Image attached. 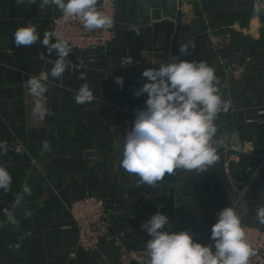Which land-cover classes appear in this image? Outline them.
<instances>
[{
    "label": "crops",
    "instance_id": "1",
    "mask_svg": "<svg viewBox=\"0 0 264 264\" xmlns=\"http://www.w3.org/2000/svg\"><path fill=\"white\" fill-rule=\"evenodd\" d=\"M176 2L174 17L163 11L153 19L150 0H118L117 38L108 47L104 70L80 81L66 71L62 79L50 76L57 57L41 41L60 11L55 6L42 11L39 0L31 5L0 0V142L8 146L7 154L0 151V165L12 176L10 191L0 190V264H144L151 237L141 224L153 216L151 200L159 207L166 204L170 186L165 179L154 188L137 185L139 178L120 167V160L136 110L146 107L148 94L135 95L148 82L142 73L171 57L205 60L232 107L215 121L220 143L214 167L205 173L176 171L175 209L166 214L169 223L162 230L188 231L195 242L214 245L211 228L218 213L232 206L237 188L245 190L249 204L242 223L264 230L256 219V209L264 206V123L257 120L264 119V15L251 21V0ZM29 21L37 25L40 40L17 47L14 32ZM225 33L232 35L230 50L238 60L231 73L217 61L212 45ZM182 44L189 45L186 55L180 54ZM124 56L133 62H123ZM44 74L54 85L46 93L53 115L41 121L31 115L33 98L24 83ZM114 75L124 77L121 88L111 81ZM85 83L96 99L78 105L75 91ZM44 141L50 151L42 152ZM17 145L19 152L13 150ZM25 184L30 194L17 204ZM88 194L105 199L123 232L120 240L103 243L96 252L77 246L68 209L72 200ZM4 209L19 227L7 221Z\"/></svg>",
    "mask_w": 264,
    "mask_h": 264
},
{
    "label": "clouds",
    "instance_id": "2",
    "mask_svg": "<svg viewBox=\"0 0 264 264\" xmlns=\"http://www.w3.org/2000/svg\"><path fill=\"white\" fill-rule=\"evenodd\" d=\"M16 3L31 5L37 0H16ZM98 3L99 0H39V7L43 11L55 6L64 21L76 19L89 31L112 28L113 19L99 10ZM39 40L37 25L31 21L14 32L17 47H31ZM41 43L49 55L55 52L57 57L50 76L62 79L71 65L67 59L72 51L68 40L52 30L44 32ZM188 47V44H182L180 54H188ZM48 75L32 76L24 83L33 98L31 115L41 121L53 115L46 106V93L54 86L48 82ZM142 76L148 82L135 95L147 93L148 99L144 110H136L133 127L124 136L120 167L139 178L137 185L147 184L152 188L164 180L166 173L172 175L177 170L205 173L213 168L219 160L220 143L215 121L221 112L227 113L232 107L231 100L222 98L214 69L205 60L197 62L171 57L161 63L158 70H144ZM116 82L122 84L123 78L117 77ZM95 99L87 83L75 91L74 100L78 105L92 103ZM50 150L49 142L44 141L42 152ZM0 151L7 154L6 141L0 142ZM11 183V174L0 165V190L7 193ZM24 194H30L27 184L16 196L17 204ZM4 214L9 223L19 227L12 212L4 209ZM256 219L264 225V206L256 209ZM168 223L167 215L157 213L141 224L151 237L146 242L144 264H250V258L256 255L242 226L241 212L235 205L218 213V220L211 228L214 245L195 242L188 231L162 230ZM16 248L19 249L18 244Z\"/></svg>",
    "mask_w": 264,
    "mask_h": 264
},
{
    "label": "built area",
    "instance_id": "3",
    "mask_svg": "<svg viewBox=\"0 0 264 264\" xmlns=\"http://www.w3.org/2000/svg\"><path fill=\"white\" fill-rule=\"evenodd\" d=\"M251 21H258L264 15V0H251ZM99 10L109 15L114 25L110 29L86 30L76 19L64 21L62 13L51 17L50 28L55 30L59 36L68 40L72 51L67 57L71 61L70 67L66 70L80 81H87L91 74L104 70V61L108 47L117 38V11L118 0H99ZM230 33H225L220 38L213 40V50L217 61L222 64L228 73L234 72L238 67V60L235 53L230 50ZM55 41V40H54ZM123 62H133L128 56L121 57ZM117 77H122V84L116 82ZM111 81L119 88L124 83L122 75H114ZM264 113V110L262 111ZM264 123L263 118L257 119ZM21 145L13 150L21 151ZM235 156L231 154L225 162V169L230 167V159ZM236 206L241 214L249 210V204L245 198V190L238 189L232 206ZM231 206V207H232ZM69 213L76 228L77 246L87 252H96L103 243L120 240L123 232L119 231L109 215L108 204L102 197L95 194L83 195L70 202ZM249 244L255 250L256 255L250 258V264H264V230L256 225L242 223ZM75 252L71 256H75Z\"/></svg>",
    "mask_w": 264,
    "mask_h": 264
},
{
    "label": "water",
    "instance_id": "4",
    "mask_svg": "<svg viewBox=\"0 0 264 264\" xmlns=\"http://www.w3.org/2000/svg\"><path fill=\"white\" fill-rule=\"evenodd\" d=\"M151 1V6H152V18L153 19H159L162 17L163 11H165L167 14H169L170 17H174L177 13L176 9V0H164L163 2H160L158 0H150ZM159 69V67H147L146 69ZM170 186L169 189V197L166 201V204L162 207H159V205L151 200L150 201V206L153 215L157 213L161 214H169L170 216L173 215L174 209H175V185L177 181V174H165L164 178ZM165 227V226H164ZM132 264H137L136 261H132Z\"/></svg>",
    "mask_w": 264,
    "mask_h": 264
},
{
    "label": "rangeland",
    "instance_id": "5",
    "mask_svg": "<svg viewBox=\"0 0 264 264\" xmlns=\"http://www.w3.org/2000/svg\"><path fill=\"white\" fill-rule=\"evenodd\" d=\"M246 195V194H245ZM245 198H246V196H245Z\"/></svg>",
    "mask_w": 264,
    "mask_h": 264
}]
</instances>
